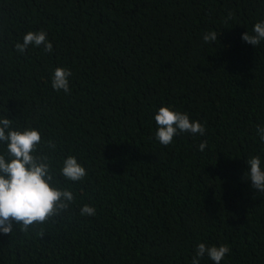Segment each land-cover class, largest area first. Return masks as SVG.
I'll list each match as a JSON object with an SVG mask.
<instances>
[{"label": "trees", "instance_id": "trees-1", "mask_svg": "<svg viewBox=\"0 0 264 264\" xmlns=\"http://www.w3.org/2000/svg\"><path fill=\"white\" fill-rule=\"evenodd\" d=\"M257 22L264 0H0V119L56 144L41 145L52 184L74 196L35 230L0 232V264H192L199 243L227 245L221 264H264V193L245 178L249 158L264 166V41L241 38ZM39 30L52 52L15 49ZM58 67L68 93L52 86ZM165 106L205 135L160 144ZM68 156L82 180L60 174Z\"/></svg>", "mask_w": 264, "mask_h": 264}, {"label": "clouds", "instance_id": "clouds-1", "mask_svg": "<svg viewBox=\"0 0 264 264\" xmlns=\"http://www.w3.org/2000/svg\"><path fill=\"white\" fill-rule=\"evenodd\" d=\"M232 14H229L231 19ZM219 34L213 30L203 35L206 43L216 41ZM242 40L253 46L264 41V22H257L253 33L245 32ZM43 47L45 53L53 51V44L47 39L43 30L29 31L23 37V43L17 42L15 49L25 53L30 46ZM71 71L58 67L55 69L52 86L55 90L70 91L69 77ZM157 141L168 146L174 137L186 132L192 135H205L206 129L199 121H193L187 113L161 107L155 115ZM12 119H0V143L6 145V154H0V232L5 235L13 234V224L18 230L28 233L30 228L35 230L37 225H43L66 211L74 202L73 193L67 189L54 187L53 169L48 155L43 148L55 150L56 144L52 140L42 141V136L36 128H26L23 131L12 127ZM257 134L264 143V126H257ZM207 147V141L199 145L200 151ZM250 170L245 174L251 180V187L264 193V166L260 156H253L247 160ZM60 174L67 180L80 181L86 175V169L78 163L77 158L68 156L63 160ZM82 216H94L96 210L90 205H83L80 209ZM39 235L44 236L41 228ZM231 249L227 245L207 247L199 243L192 264H200V259L207 255L214 264H221Z\"/></svg>", "mask_w": 264, "mask_h": 264}]
</instances>
